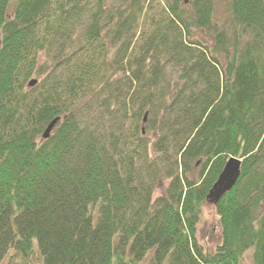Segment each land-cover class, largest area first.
<instances>
[{
	"label": "trees",
	"instance_id": "obj_1",
	"mask_svg": "<svg viewBox=\"0 0 264 264\" xmlns=\"http://www.w3.org/2000/svg\"><path fill=\"white\" fill-rule=\"evenodd\" d=\"M158 1L0 0V264H264V0Z\"/></svg>",
	"mask_w": 264,
	"mask_h": 264
},
{
	"label": "rangeland",
	"instance_id": "obj_2",
	"mask_svg": "<svg viewBox=\"0 0 264 264\" xmlns=\"http://www.w3.org/2000/svg\"><path fill=\"white\" fill-rule=\"evenodd\" d=\"M156 2L159 3L158 0H154V3H156ZM225 4H226L225 0H215V4H214L215 18L221 22H223L225 17L227 16V13L225 11V6H226ZM153 8H154L153 11L155 13V16H154V19H155L156 16L159 17V15H161L162 9H161L159 4H153ZM151 12L152 11L146 10L145 14L138 20L139 25H140L139 26L140 30L141 29L150 30L153 28L152 24H153L154 19L151 16ZM138 33H139V31L136 33V36L133 39V41L135 43H138L140 41V39L138 37ZM195 35L196 36L194 37V39L200 38V34L195 33ZM201 35H204L203 40H205L207 42V44L211 43L210 39H208V37H206L205 34H201ZM87 45L88 44H85V47ZM78 46L79 45L77 43V46H74L73 49L75 50ZM108 58H109L108 61L111 62V56L109 53H108ZM83 59L85 60L86 57H83ZM165 72H167L166 74H168L172 77L173 82H175V81L177 82L180 80V78H179L180 73H177L176 70L175 71L169 70V68H168L165 70ZM110 75L112 76L113 79H117L119 77V75H114V72L109 69L106 72L105 78L106 79L110 78ZM31 80H37L38 81V79H35V78H32ZM99 87H100V85H99ZM99 87L97 86V84H94V87L92 88L93 92H91L90 95L96 94L99 91ZM146 116H145V121L144 122L142 121L140 123L143 133L145 131L144 127L146 125ZM143 135L151 144H152V142L156 141L153 136L151 137L146 133H144ZM196 174H197V171H195V169L191 168V171L188 174V176H189V178H194ZM163 183H159L156 190L154 191V194L152 197L153 200L156 199L157 197L161 196L164 193V190H165L168 182L165 181ZM261 211L264 212V207L261 208ZM196 238H197L198 243L200 244V246L202 247V249L205 253H212L215 250V247L220 242V230H219L218 218H217V215L215 213L214 208L209 204H204L201 207V214H200L199 221H198L197 228H196ZM9 261H10L9 264H26L18 256L17 257H10ZM241 262H242V264H253L252 259H251V252L245 253L242 257ZM27 264H29V262H27ZM34 264H38L36 262V260L34 261ZM140 264H148V261L146 260Z\"/></svg>",
	"mask_w": 264,
	"mask_h": 264
},
{
	"label": "water",
	"instance_id": "obj_3",
	"mask_svg": "<svg viewBox=\"0 0 264 264\" xmlns=\"http://www.w3.org/2000/svg\"><path fill=\"white\" fill-rule=\"evenodd\" d=\"M37 83L36 80H30L28 86L31 88ZM146 116V115H145ZM143 117V122L145 121ZM59 122V119L53 120L44 130L42 139L46 140L49 138L54 126ZM241 160L236 158H229L225 163L221 173L219 174L216 186L212 192L209 193L208 198L211 204H217L220 198L230 190L236 179L240 175Z\"/></svg>",
	"mask_w": 264,
	"mask_h": 264
}]
</instances>
